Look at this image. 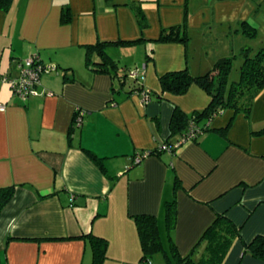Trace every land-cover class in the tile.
<instances>
[{
    "label": "crops",
    "instance_id": "crops-1",
    "mask_svg": "<svg viewBox=\"0 0 264 264\" xmlns=\"http://www.w3.org/2000/svg\"><path fill=\"white\" fill-rule=\"evenodd\" d=\"M261 1L12 0L0 11V189L13 187L0 214L1 264H92V236L107 242L100 264H146L134 222L140 215L156 218L167 254L174 247L198 261L204 231L222 214L239 236L221 264H264L246 250L264 237V89L249 117L225 110L196 142L131 165L133 155L178 139L170 129L174 108L189 116L211 102L197 85L181 96L162 94L159 78L185 68L201 76L219 59L241 57L246 45L264 46L240 28L264 27ZM177 26H185L186 44L151 42ZM97 42L117 44L106 52L119 77L86 68L85 48ZM31 56L58 72L42 74L39 96L21 100L1 77H16L17 63ZM132 72L143 80L125 77ZM142 91L162 99L142 102ZM77 109L82 125L69 138ZM80 147L103 158L105 171ZM164 258L158 253L150 263Z\"/></svg>",
    "mask_w": 264,
    "mask_h": 264
},
{
    "label": "trees",
    "instance_id": "trees-1",
    "mask_svg": "<svg viewBox=\"0 0 264 264\" xmlns=\"http://www.w3.org/2000/svg\"><path fill=\"white\" fill-rule=\"evenodd\" d=\"M12 0H0V11H6ZM138 20L139 27L146 28L145 18L138 7H133ZM69 19L68 10L63 14V20ZM240 28L245 38L253 40L256 36V29L247 22L240 23ZM139 43L145 42L141 39ZM154 43H183L188 42L185 32V26H177L162 30ZM117 45L111 42H97L93 46H87L85 49V66L94 73H105L112 77H119L115 71L113 60L110 58L106 49L108 46ZM240 56L242 64L239 69V75L236 79L229 80V74L233 67L234 56L222 58L215 62L213 68L201 76H194L188 68L178 72H169L159 78V84L162 94H171L174 96L184 95L192 85H197L203 89L210 97L211 102L208 107L202 111H195L191 115H185L178 108H174L171 116L170 129L172 135L179 138L185 134L189 126L193 124L196 135L192 142L210 130V124L214 118L221 115L225 110H231L234 114L242 113L249 117L253 100L264 89V46L257 51L250 47H244ZM148 59H151L150 53ZM114 72V73H113ZM115 75V76H114ZM128 74H125V77ZM124 75L120 77L123 80ZM68 81L71 80L67 79ZM140 89V88H139ZM137 89V90H139ZM136 90V91H137ZM141 91V90H140ZM151 100H161L162 96L150 91H143ZM79 119V120H78ZM83 111L75 110L72 124L68 132L69 138H72L76 130L82 125ZM79 122V123H78ZM172 146L173 143L163 142L159 146ZM159 146L151 151L139 152L132 156H140V162L149 156L160 157L167 153L162 151ZM80 149L100 170L105 171L103 158L97 157L93 152ZM177 150L173 153L175 154ZM180 187L176 180L174 190ZM13 195V187L0 189V214L3 208L8 204ZM167 231L170 236L176 224V205L175 200L167 203L165 207ZM139 238L142 262H150L153 255L162 253L165 264H221L227 254L233 240L239 236L235 225L225 215H216L211 225L204 231L199 243L203 244L202 256L198 261L192 259V255L181 257L173 247L172 255L165 252L162 240L157 227V221L154 216L140 215L134 218ZM92 247V264H100L105 258L106 241L102 238L92 236L90 238ZM246 250L255 259L264 261V237L256 238ZM1 264V262H0Z\"/></svg>",
    "mask_w": 264,
    "mask_h": 264
},
{
    "label": "built area",
    "instance_id": "built-area-1",
    "mask_svg": "<svg viewBox=\"0 0 264 264\" xmlns=\"http://www.w3.org/2000/svg\"><path fill=\"white\" fill-rule=\"evenodd\" d=\"M17 76L8 77L2 76L1 82L7 84L15 97L21 100H28L30 98L38 97L39 80L42 74H57L58 68L55 65H44L42 64L36 56H31L24 60H20L17 63ZM131 77L143 80L142 75L139 72H132ZM142 102H149V97L141 92ZM4 106L0 105V110H3ZM79 120V119H78ZM79 123V122H78ZM196 132L193 124L189 126L187 132L181 136L173 143L172 146H159L162 151H167L168 154L173 155V153L184 146L187 143L192 142L195 137ZM133 163H140V156L133 158ZM148 264H151L148 262Z\"/></svg>",
    "mask_w": 264,
    "mask_h": 264
},
{
    "label": "rangeland",
    "instance_id": "rangeland-1",
    "mask_svg": "<svg viewBox=\"0 0 264 264\" xmlns=\"http://www.w3.org/2000/svg\"><path fill=\"white\" fill-rule=\"evenodd\" d=\"M260 9H263V14H264V1L262 2L261 1V6L259 7ZM250 43H255V44H257V45H261V44H264V27L262 28V29H258V30H256V36H255V38L253 39V40H251V42ZM245 47H250V45H246ZM137 49H139V48H141L140 46H138V47H136ZM237 49V48H236ZM120 53H123V52H121L120 51ZM237 53H240V51L239 52H237ZM134 54H135V56L133 55V57H135L136 58V56L138 55L137 54V50H135L134 51ZM241 57H236L235 58V60H234V62H233V67H232V69H231V72H230V74H229V80H231V79H236L238 76V69H239V67H240V65H241V63H242V59H240ZM237 60H238V63H237ZM130 82V81H129ZM132 82V81H131ZM131 84V83H130ZM155 255H153V257H154ZM147 264V263H146Z\"/></svg>",
    "mask_w": 264,
    "mask_h": 264
},
{
    "label": "clouds",
    "instance_id": "clouds-1",
    "mask_svg": "<svg viewBox=\"0 0 264 264\" xmlns=\"http://www.w3.org/2000/svg\"><path fill=\"white\" fill-rule=\"evenodd\" d=\"M129 76H130V74H128ZM136 79H138V78H136Z\"/></svg>",
    "mask_w": 264,
    "mask_h": 264
}]
</instances>
